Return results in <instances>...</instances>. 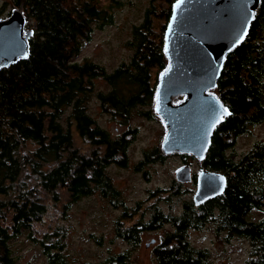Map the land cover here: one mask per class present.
Wrapping results in <instances>:
<instances>
[{"label": "trees", "instance_id": "obj_1", "mask_svg": "<svg viewBox=\"0 0 264 264\" xmlns=\"http://www.w3.org/2000/svg\"><path fill=\"white\" fill-rule=\"evenodd\" d=\"M7 1L13 9L21 10L25 30H31L32 35L28 57L0 68V264H19L11 246L23 233L41 247L47 264H91L68 258L60 228L38 237L33 225L49 210L45 198L57 203L60 191L68 196L62 212L94 193L121 205L106 169L127 166V148L135 132L129 129L112 137L96 124L87 104L94 94L95 80L102 79L110 89L95 95L112 119L124 123L137 105L153 109L158 77L167 67L163 38L158 46L150 40L154 6L147 10L142 27L134 30L130 45L135 53L130 63L108 73L91 61L76 60L95 28L112 23L110 9L103 7L101 0ZM175 1L162 0L168 5L162 12L163 31ZM2 11L0 7V17ZM155 67L157 74L150 86ZM125 84L134 86V91L123 92ZM210 92L231 114L215 127L200 167L225 177L223 193L198 206L192 200L184 201L179 214L151 206L148 221L125 228L121 221L116 222V235L130 247L139 245L142 232L170 227L152 250L153 264H215L206 249L194 247L188 238L190 230L206 225H212L225 241H248L243 264H264V219H246L250 211L264 206V138L240 156L232 151L236 137L264 121V0L254 11L242 43L227 54L216 87ZM72 129L94 150L86 154L74 148ZM165 157L155 147L144 153L135 169ZM181 157L184 161L193 158ZM195 181L196 173L193 185ZM173 187L180 193L178 185ZM138 207L130 212L124 208L121 219L132 217ZM101 241L96 238L97 243ZM98 264H130V252L110 255Z\"/></svg>", "mask_w": 264, "mask_h": 264}, {"label": "rangeland", "instance_id": "obj_2", "mask_svg": "<svg viewBox=\"0 0 264 264\" xmlns=\"http://www.w3.org/2000/svg\"><path fill=\"white\" fill-rule=\"evenodd\" d=\"M109 4L108 0H101L103 7L110 9L112 23L95 28L91 40L81 49L76 60L91 61L102 66L108 73H112L121 65L129 64L135 53L134 43L135 28L142 27L145 15L151 6H154L152 23L150 25V40L158 46L164 38L162 27L168 5L162 0H117ZM3 7L0 20L5 19L14 10L9 1L0 0ZM163 12V14H162ZM156 67L152 68L149 85L152 86L156 77ZM95 91L87 104V110L96 124L106 129L114 137L127 130H134L133 138L127 148V166L111 165L106 173L111 179L114 189L119 192L121 205H114L110 199L94 193L71 204L62 212L63 205L68 196L65 191H60V201L54 203L46 197L49 210L42 220L33 225L35 235L42 236L52 233L55 228H60L64 235L65 252L68 258L79 263L98 264L110 255L122 251L130 252V264H153L152 250L158 244L160 237L170 229L168 225L155 231H145L140 234L137 247H130L121 237L116 235V222H122V228L131 227L138 221H148L151 216V206H157L164 212L179 214L184 201H191L195 192V185L191 182L180 183L175 180V173L184 165L190 168L191 177L201 171L200 161L189 158L186 161L179 153L166 155L163 161H154L142 165L140 169L135 166L143 160L144 153L159 147L166 134L163 120L146 105H137L130 114V118L122 123L102 110L95 93L107 92L110 86L102 79L95 80ZM123 92H133L135 87L125 84L121 86ZM128 93V94H129ZM184 96H175L172 103L176 104ZM137 112H148L147 115ZM73 146L81 153L89 154L94 146L82 140L72 129ZM264 138V121L250 131L239 135L234 141L232 151L236 156L249 151L254 142ZM162 152V151H161ZM191 156V155H190ZM173 185H178L180 193L176 192ZM160 188L164 192L156 193ZM153 194V195H152ZM139 207L132 217L121 219L124 208ZM264 219V206L259 210L250 211L246 219L258 221ZM100 238L101 243L96 242ZM190 243L209 252L210 259L215 264H243L248 256L249 243L243 238H233L225 241L221 234L214 231L212 225H206L201 230L188 232ZM14 256L19 264H47L41 247L26 238L23 233L13 245Z\"/></svg>", "mask_w": 264, "mask_h": 264}, {"label": "water", "instance_id": "obj_3", "mask_svg": "<svg viewBox=\"0 0 264 264\" xmlns=\"http://www.w3.org/2000/svg\"><path fill=\"white\" fill-rule=\"evenodd\" d=\"M259 2L176 0L172 4L163 38L167 67L158 77L154 95V111L166 126L161 143L164 155L176 152L200 162L204 159L215 127L229 115L210 91L216 87L227 54L247 35ZM25 22L19 8L0 20V68L28 57L32 31L25 30ZM175 96L184 99L173 104ZM191 179L188 165L175 173L177 182ZM224 189L222 174L202 169L196 174L192 202L198 206Z\"/></svg>", "mask_w": 264, "mask_h": 264}, {"label": "snow or ice", "instance_id": "obj_4", "mask_svg": "<svg viewBox=\"0 0 264 264\" xmlns=\"http://www.w3.org/2000/svg\"><path fill=\"white\" fill-rule=\"evenodd\" d=\"M245 35H246V33H245ZM166 47H167V46H166ZM220 107L223 108V112H224V113H227V114H229V115L231 114V113L228 111V109H227L226 107H224L223 105H220ZM222 118H223V117H221V119H222Z\"/></svg>", "mask_w": 264, "mask_h": 264}, {"label": "flooded vegetation", "instance_id": "obj_5", "mask_svg": "<svg viewBox=\"0 0 264 264\" xmlns=\"http://www.w3.org/2000/svg\"><path fill=\"white\" fill-rule=\"evenodd\" d=\"M156 230H158V229H156ZM153 231H155V230H153ZM130 246V245H129Z\"/></svg>", "mask_w": 264, "mask_h": 264}]
</instances>
